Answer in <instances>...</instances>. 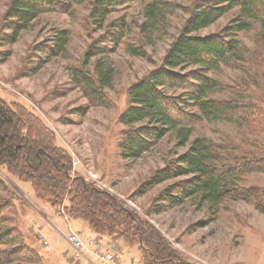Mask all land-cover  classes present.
<instances>
[{"label": "rangeland", "instance_id": "374dc122", "mask_svg": "<svg viewBox=\"0 0 264 264\" xmlns=\"http://www.w3.org/2000/svg\"><path fill=\"white\" fill-rule=\"evenodd\" d=\"M11 1L0 0V97L27 109L53 133L55 144L70 154L77 175L114 195L188 262L264 264V212L254 205L227 200L215 214L207 206H198L194 199L169 206L161 195L183 178L145 188L155 172L187 151L188 145L179 146L174 133L139 159H125L121 154L125 128L119 124V117L127 108V91L158 68L187 18L184 10L193 0H162L171 5L173 12L150 32L142 30V25L146 22L145 6L151 0L116 7L101 28L91 18L93 0H79L68 13L40 15L9 41L11 21L6 19V12ZM236 15L234 9L199 35L219 33ZM119 27L121 40L114 44L112 35ZM59 31L67 32V46L64 53L53 57L50 50ZM237 40L239 59L209 73L221 85L213 98L238 100L250 105L251 111L243 116L241 126L202 121L194 127L190 141L204 137L232 151L235 157H264V31L254 25L250 32L240 33ZM92 45L106 52L84 66L85 54ZM97 63L112 77L103 91V106L93 105L72 78L80 69L96 77ZM0 179L9 192L0 193V198L10 201L5 225L40 255L42 264H86L75 259L67 240L70 232L82 241H97L100 250L114 245L119 252L118 264H130L131 259L133 264H141L136 247L97 236L84 221L70 219L63 206L56 208L37 199L30 183L10 176L4 168H0ZM239 186L258 188L264 205V173L243 176Z\"/></svg>", "mask_w": 264, "mask_h": 264}, {"label": "trees", "instance_id": "16d2710c", "mask_svg": "<svg viewBox=\"0 0 264 264\" xmlns=\"http://www.w3.org/2000/svg\"><path fill=\"white\" fill-rule=\"evenodd\" d=\"M78 1L12 0L6 12V19L11 21L9 41H14L40 15L68 13ZM138 1L141 0H93L91 18L101 28L116 7ZM234 9L236 17L219 33L199 35ZM184 11L187 18L158 68L127 91V108L119 117V124L125 128L121 154L125 159H139L169 133H174L179 146L188 145L187 151L155 172L145 188L183 178L161 195L169 206L194 199L198 206H207L215 214L229 200L252 204L264 212L261 191L239 186L243 176L264 173L263 156L239 158L204 137L190 141L194 127L202 121L241 126L243 116L251 111L250 105L238 100L214 99L221 85L209 73L239 59L240 33L250 32L254 25L264 31V0H193ZM169 12L173 10L166 1L151 0L144 9L146 22L142 30L155 29ZM118 29L112 35L114 44L121 40L122 28ZM67 39V32L59 31L50 56L64 53ZM104 52L92 45L85 54L84 66ZM94 72L96 77L86 69L75 70L72 78L93 105L103 106L106 103L103 91L112 77L99 63ZM54 141L53 133L27 109L0 97V168L19 181L30 183L37 199L56 208L63 206L70 219L84 221L97 236L136 247L141 264H192L114 195L77 175L70 154ZM0 193L9 194L2 179ZM9 208L10 201L0 198V264H42L40 255L5 225L4 214Z\"/></svg>", "mask_w": 264, "mask_h": 264}, {"label": "built area", "instance_id": "2783aa9c", "mask_svg": "<svg viewBox=\"0 0 264 264\" xmlns=\"http://www.w3.org/2000/svg\"><path fill=\"white\" fill-rule=\"evenodd\" d=\"M69 244L75 252V259L84 260L86 264H118L119 252L114 245H108L107 249L100 250V243L95 240L82 241L79 236L73 232L67 237ZM88 254L92 258L88 259Z\"/></svg>", "mask_w": 264, "mask_h": 264}, {"label": "crops", "instance_id": "0c3cea01", "mask_svg": "<svg viewBox=\"0 0 264 264\" xmlns=\"http://www.w3.org/2000/svg\"><path fill=\"white\" fill-rule=\"evenodd\" d=\"M134 263V260L133 259H131V261H130V264H133Z\"/></svg>", "mask_w": 264, "mask_h": 264}]
</instances>
